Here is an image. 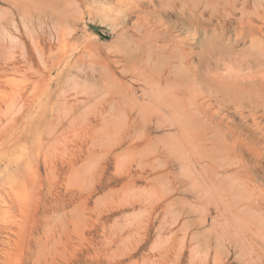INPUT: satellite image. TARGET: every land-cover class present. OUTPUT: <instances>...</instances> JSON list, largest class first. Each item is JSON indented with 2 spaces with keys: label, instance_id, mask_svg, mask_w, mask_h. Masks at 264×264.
Returning a JSON list of instances; mask_svg holds the SVG:
<instances>
[{
  "label": "rangeland",
  "instance_id": "obj_1",
  "mask_svg": "<svg viewBox=\"0 0 264 264\" xmlns=\"http://www.w3.org/2000/svg\"><path fill=\"white\" fill-rule=\"evenodd\" d=\"M0 264H264V0H0Z\"/></svg>",
  "mask_w": 264,
  "mask_h": 264
},
{
  "label": "water",
  "instance_id": "obj_2",
  "mask_svg": "<svg viewBox=\"0 0 264 264\" xmlns=\"http://www.w3.org/2000/svg\"><path fill=\"white\" fill-rule=\"evenodd\" d=\"M89 27H90V29L92 31H94L95 33H97L102 38H104V39H107L108 38V34L105 33V32H103L98 25L89 24Z\"/></svg>",
  "mask_w": 264,
  "mask_h": 264
},
{
  "label": "bare ground",
  "instance_id": "obj_3",
  "mask_svg": "<svg viewBox=\"0 0 264 264\" xmlns=\"http://www.w3.org/2000/svg\"><path fill=\"white\" fill-rule=\"evenodd\" d=\"M82 69V68H81ZM80 70V69H79ZM81 71V70H80ZM95 72V71H94ZM93 72V73H94ZM107 73V72H106ZM107 75V74H106ZM106 77V76H105ZM105 79V78H104ZM111 81V80H110ZM113 81V80H112ZM111 81V82H112ZM86 82V81H85ZM95 82V81H94ZM81 84V83H80ZM87 84V83H86ZM85 85V84H84ZM84 85H82V87H84ZM90 85V84H89ZM89 85H88V87H89ZM86 86V85H85ZM96 86V85H95ZM109 86H110V84H109ZM108 86V87H109ZM97 87V86H96ZM102 87H104V86H102ZM107 87V86H106ZM119 87V86H118ZM86 88V87H85ZM98 89V88H97ZM108 89V88H107ZM116 89H119V88H116ZM108 92V91H107ZM109 93V92H108ZM127 102V101H126ZM71 107H73V106H71ZM71 110H74V108H70V113H71ZM69 112V111H68ZM73 112V111H72ZM76 119V118H75ZM71 124V123H70ZM30 165V164H29ZM24 167V166H23ZM21 168V167H20ZM22 169V168H21ZM9 171V170H8ZM11 171V170H10ZM9 176H11V175H9ZM31 176H32V174H31ZM33 177V176H32ZM12 179V178H11ZM14 179V178H13ZM24 179V178H23ZM32 181H33V179H32ZM25 183V182H24ZM33 183V182H32ZM33 186V185H32ZM30 187V186H29ZM31 188V187H30ZM30 191H31V189H30ZM15 196V195H14ZM31 196V195H30ZM19 197V196H18ZM31 198V197H30ZM20 199V198H19ZM32 199V198H31ZM25 202V201H24Z\"/></svg>",
  "mask_w": 264,
  "mask_h": 264
}]
</instances>
